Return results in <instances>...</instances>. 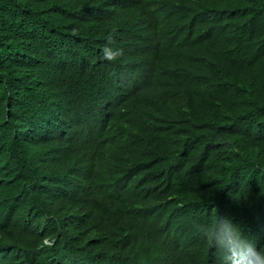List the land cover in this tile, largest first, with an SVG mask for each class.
Listing matches in <instances>:
<instances>
[{"label": "trees", "instance_id": "1", "mask_svg": "<svg viewBox=\"0 0 264 264\" xmlns=\"http://www.w3.org/2000/svg\"><path fill=\"white\" fill-rule=\"evenodd\" d=\"M262 188L264 0H0V264H214Z\"/></svg>", "mask_w": 264, "mask_h": 264}, {"label": "clouds", "instance_id": "2", "mask_svg": "<svg viewBox=\"0 0 264 264\" xmlns=\"http://www.w3.org/2000/svg\"><path fill=\"white\" fill-rule=\"evenodd\" d=\"M195 230L211 248L216 257L214 264H264V244L257 247L256 241L230 214L215 211L197 222Z\"/></svg>", "mask_w": 264, "mask_h": 264}]
</instances>
